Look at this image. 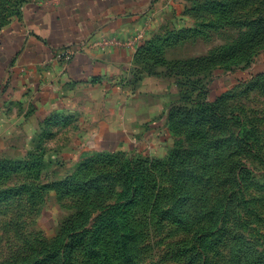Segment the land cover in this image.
Wrapping results in <instances>:
<instances>
[{
  "label": "rangeland",
  "instance_id": "374dc122",
  "mask_svg": "<svg viewBox=\"0 0 264 264\" xmlns=\"http://www.w3.org/2000/svg\"><path fill=\"white\" fill-rule=\"evenodd\" d=\"M50 1L0 0V35ZM169 4L163 112L126 147L0 148V264H264V0Z\"/></svg>",
  "mask_w": 264,
  "mask_h": 264
},
{
  "label": "crops",
  "instance_id": "0c3cea01",
  "mask_svg": "<svg viewBox=\"0 0 264 264\" xmlns=\"http://www.w3.org/2000/svg\"><path fill=\"white\" fill-rule=\"evenodd\" d=\"M169 1L51 0L27 8L0 35V148L37 144L41 135V145L58 147L69 133L81 136L82 153L126 147L163 112L165 80L142 72L139 56Z\"/></svg>",
  "mask_w": 264,
  "mask_h": 264
},
{
  "label": "trees",
  "instance_id": "16d2710c",
  "mask_svg": "<svg viewBox=\"0 0 264 264\" xmlns=\"http://www.w3.org/2000/svg\"><path fill=\"white\" fill-rule=\"evenodd\" d=\"M150 49H151V47H150V45H149L148 48H147V50H145V51L139 56V62H140V63H142L141 58H142L143 54H145V53L151 51ZM142 64L145 65L144 68H146V69H151L152 66H153V67H156V66H157L155 63H153L154 65H152V66H151L149 63H142ZM151 64H152V63H151ZM144 68H143V69H144ZM164 68H165V67H164ZM142 71H144V70H142Z\"/></svg>",
  "mask_w": 264,
  "mask_h": 264
},
{
  "label": "built area",
  "instance_id": "2783aa9c",
  "mask_svg": "<svg viewBox=\"0 0 264 264\" xmlns=\"http://www.w3.org/2000/svg\"><path fill=\"white\" fill-rule=\"evenodd\" d=\"M63 56H64V58H66V59H69V58H70L69 53H68V54L66 53V54H64Z\"/></svg>",
  "mask_w": 264,
  "mask_h": 264
}]
</instances>
